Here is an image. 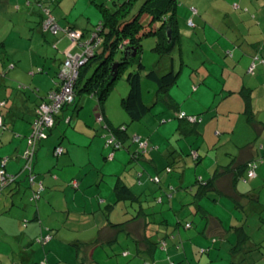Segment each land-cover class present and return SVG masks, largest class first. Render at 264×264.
<instances>
[{"label":"crops","instance_id":"0c3cea01","mask_svg":"<svg viewBox=\"0 0 264 264\" xmlns=\"http://www.w3.org/2000/svg\"><path fill=\"white\" fill-rule=\"evenodd\" d=\"M34 1L35 4H33ZM42 1L44 2L45 0ZM239 1L244 4V0ZM248 1L249 3L245 4L246 7L242 8L248 16L245 22H232V31H229L228 23L222 22V26H224L222 29L224 31L223 35L218 28L222 38H219L217 43L221 44L220 48H225V56L231 62L226 63V65L224 64L217 75L219 76L217 79L219 82L216 86L220 87L213 89L215 96L213 103L208 104V101L204 98L206 94L208 95L209 89L213 88L212 83H209L207 79L208 73L205 74L206 77L200 76L203 84L207 83V86L197 87L194 84L192 89H188L189 85H187L182 94L179 90H176L178 92H171L172 87L178 83L183 71V65L181 64L178 70L171 69L176 71L177 74L179 73L177 82L169 90L171 98L177 104L176 107H172L165 102L159 105L161 100H158L157 94L152 103H147L144 98L142 80L143 100L150 108L141 119L136 121H131L130 119V123L126 121L117 124L119 121L111 115L108 106H105L103 110L110 124L115 126L123 124V126H127L129 136L132 137L134 134H138L144 140L148 139L149 146L147 150L142 149L139 151V146L128 138L123 147L115 149L114 155L110 159L107 155H102L105 152V148H101L105 143L103 139L109 133L104 129H97L96 136L98 134L101 135L99 139L95 140L99 143L100 156L88 151V161L84 160L81 163H77L76 159L73 158V162L70 163L64 157L63 159H66L64 162H67V166L60 165L61 158L56 160L51 157V150L48 148L50 142H53V151L57 146H62L64 148L63 154L72 155L75 154V150L69 144L65 145L63 143L66 135L65 131L60 130L61 134L57 135L55 130H53L52 135L39 143V147L43 146V142L47 144V151L42 159L43 162L39 164L37 161L35 167L36 171L40 174L39 176L43 185L40 199L38 200L40 206L37 205L36 208L31 207V210L30 206L33 203H29L28 200L38 184L34 188L31 187L26 179L21 178L23 176L19 177V180L15 182L5 183L7 185L4 187V184H0V264H41L40 261H43L42 264H44L45 259H47L48 264H172L176 262V256H182L181 262H186V258H189L186 244H192L193 241L182 242L181 239L178 240L176 245L182 253H172L171 244H168V240L173 237V241L176 240V237L173 236L174 233L171 232V229L172 231L176 229V221L172 223L171 220L172 218L174 220L175 216V219L177 218L176 220L180 222L181 218L177 217L179 215V213H176L177 209L173 210L174 214L171 218V209L173 207L166 208L164 206L167 205L166 200L175 203V197L179 198L177 202L181 206L188 203V201L185 202L183 200L184 198H188V196H183L184 194L180 192L176 194L171 192L175 191V185H181L182 189L188 188L185 190V193L188 191L194 192L198 187L197 184L195 185V182L185 183L186 172H181L179 169L182 165L185 168L195 165L193 172L196 180L197 178L203 180L211 177L216 170L222 169V166H229L231 169L237 170L238 166L251 160H257V162L255 161L257 164L255 176L248 177L247 170H245L243 176L234 184V190L232 183L233 174L229 172V170H232L227 169L226 173L218 179L220 191H212L215 193V197L209 196L215 203L222 201L219 197L226 198L234 204L235 209L240 211H243L245 205L254 203L257 204L256 209H260L261 206L264 208V200L262 199L260 190L256 191L255 187L242 188L241 184L242 181L256 180L260 176L264 181V98L263 100L260 99V97H264V0ZM15 2L19 4L18 0ZM28 2L30 3H28L29 5L33 6L30 7V10L39 18L41 25L42 18L38 15L40 14L39 7L42 4L38 3V5L37 0H32V2L28 0ZM235 6L238 7L239 5L235 4ZM215 10H221L217 12L224 14V10L220 8ZM70 15H68V23L62 26H74L73 29L83 33V30H85L81 28L83 25L71 23L69 20ZM185 16H188V12H185ZM88 21L92 22L91 18H88ZM200 23H204V25L208 24L201 22V18L199 17L197 24ZM44 33L49 32L46 31ZM45 37L48 39V34ZM235 42L237 43L232 46V43ZM244 43H247V46ZM59 44L63 45L64 48L69 44L71 46L66 37L61 38ZM239 44L243 45L239 46ZM76 48L75 46L71 47V52ZM82 50H77L75 53H80ZM62 62L60 60L58 67H61ZM249 66V70L246 71V67ZM206 70L209 71L210 69ZM47 74L50 76L49 71ZM224 75L225 77H223ZM54 79L55 75L51 73V80ZM221 79L223 81L220 82ZM54 81L56 83L57 80ZM0 87H3L4 91L8 92L6 98V104L9 106L7 107V115H11V119L14 122L16 121L15 119H23L31 121V124L35 118L36 107L44 101L49 92L41 95L42 90L40 86H36L32 92L27 91L26 88L22 92L16 88L10 89L12 86L7 81H4L3 77L0 78ZM36 91L40 93H35ZM255 92L258 95L255 96ZM20 93H22V96L19 95ZM218 93H220V99L216 102ZM229 95L233 98H228ZM2 99L4 100L5 98L0 96V100ZM79 103L70 104L67 110H62L58 114L59 120L56 125L58 129H61L66 120L72 122L76 111L74 108L77 107L78 111L81 107ZM182 114L196 117V120L188 119L193 124L185 123V127L179 130L180 119L178 117H182ZM63 118L64 122L62 121ZM169 124L172 126H169ZM241 129L247 134L242 132ZM14 132H16V135L21 134L16 130ZM26 134H28L27 130L24 135L26 136L25 147L22 150L20 148L21 151L19 150L21 156L27 147L29 135ZM4 135L5 133L2 135L3 138ZM187 147L189 150L186 151L192 156L194 162L189 160L186 164L184 163V154ZM118 149H122V152H116ZM110 152L111 150H109ZM118 154L120 158L117 157ZM3 155L8 157L6 164L7 171L10 173L19 172L23 163L20 155H14L11 152ZM3 155H0V158ZM13 156H16L17 159L14 160ZM39 157L38 153L37 159ZM11 159L13 160L11 161ZM106 160L110 162L105 163ZM119 178L122 179L123 183L129 185L138 197L119 200L115 191V184ZM263 181L262 185L264 184ZM195 193H191L193 194L191 202L196 201L198 203L201 200L195 197ZM252 193H254V198H251ZM234 195H237L238 202L234 199ZM26 197L28 203L25 201ZM61 197L65 202H59L55 205V200ZM158 197L161 198V203L158 201ZM69 200H75L76 202L84 201L90 209L77 213L70 209ZM120 202H123V204L128 203V205H124L122 208L119 205ZM183 202L184 204H182ZM54 205L56 209H59L55 213L66 211L68 217L62 221L58 219L55 224H46L42 213L53 208ZM156 205H158V209L155 208ZM168 205L170 204L168 203ZM128 206L134 208L135 214L129 211L130 207ZM42 207L44 211H42ZM159 209L163 210V212L166 210L168 213L170 210L168 216L163 215L160 220L162 221L166 218V225L159 224L160 221H157L158 216L156 214ZM205 209L208 214L205 216L204 211L201 212V219H203L202 222L206 223L204 233L207 237L210 236L212 240L217 242V237L223 240L229 231H234L233 227H236L234 221H231L232 223L229 226L224 215L206 206ZM30 210L31 212H29ZM114 211L120 213L119 218H121V214H123V217L116 221L112 217ZM261 214L263 215V212ZM135 217L136 219L133 220ZM70 219L72 221L68 223V227L66 228L71 229L74 227L73 230H76L78 232L77 236H79L78 239L68 243H72V245H68L67 247L73 249V254L65 256L64 246L57 245L55 239H52V237H50L52 240L48 246L50 253L47 252L44 246L50 239L41 244L35 240L37 236L45 235L44 232L47 228L55 231V233L58 232V229L65 228L63 224ZM29 220L37 221L29 223ZM110 221L115 223L123 222V226L114 229L109 225ZM259 222L261 224L258 230L264 233V218L260 217ZM43 224L45 225L44 228ZM237 226H241L245 233L250 236V240L245 245L235 249V251L243 252L244 255H242L241 260L250 257V264H254L257 261V257L264 258V252H262L264 250V234L263 238L257 239L246 230V222ZM90 229L96 232L94 239L81 237L80 233L82 231ZM156 229H165L171 232V236L173 237H168L166 241H162V245L160 241L154 251H151L148 245L146 246L143 243L139 245L138 239H142L145 234ZM123 232L135 240V247L131 252L123 249L122 246H117ZM235 237V239H230L231 243L234 242V245L237 243V234ZM155 240L158 239L156 238ZM73 244L76 246L74 247ZM172 245H174L173 242ZM216 245L217 247H221V245ZM105 247L109 248V252L105 250ZM97 248L101 249V258L96 257ZM210 249L211 247L204 249V251L206 250L205 252L211 258L212 250ZM253 251L259 252V255H252ZM104 252L105 259L102 258ZM117 252L118 254L122 252L123 257L119 260L120 263L116 262L117 258L115 256ZM245 253L248 254L246 255Z\"/></svg>","mask_w":264,"mask_h":264},{"label":"rangeland","instance_id":"374dc122","mask_svg":"<svg viewBox=\"0 0 264 264\" xmlns=\"http://www.w3.org/2000/svg\"><path fill=\"white\" fill-rule=\"evenodd\" d=\"M3 0H0V76L3 77L4 81H7L12 87L10 89L16 88L19 91H23L24 88H26L27 91H34V88L36 86H40L42 93L41 95H44V93H47L48 91H53L56 88V83L54 80H57L59 77V71L62 69V65L64 61L67 59V56L69 57L70 54L73 56H85L84 58L85 63L89 61V59H92L95 53V49L99 46L95 44L98 42V37L93 40L92 43H88L91 36H93L92 31H95L96 28L100 29L99 20L101 18L100 13L98 11V7L93 3L90 2V0H59V3L61 5L59 6L58 1L55 0L54 4L55 7H52L53 13L58 19V22L61 26H59V30L56 32L45 30L43 25H40L39 18L30 10V7H33L29 5L30 3L28 0H18L19 4H17L15 1L17 0H6V2L2 3ZM98 2H103L105 5H107L110 8H114L115 3H121L125 0H97ZM178 7H177V13L179 17V25H180V33L181 38L178 44L173 49V52L171 54L161 56L158 53H156L153 50V45L155 44V37L154 36H148L145 37L142 41L143 45V51L141 53L142 61L146 65L144 69L145 74L150 69H156L160 74L166 73L170 71L171 69L178 70L183 65V71L179 77L178 83H176L172 88V93L178 92L176 90H179L181 92L185 89L187 85L188 89H192V87H203L207 86L206 84H203V80L200 79V76H205L206 73L209 75L207 76V79L209 83H212L211 89L208 91V95L204 98H206V101H208V104H211L215 101V96L213 94L214 88H219L220 86L217 83V79L219 76H217L222 66L226 63H230V59H227L225 56V48H220L221 44L217 43L219 38H222L220 35V32L218 28L221 30L222 35L224 34V31L222 30L224 26H222V22L228 23L229 31H232L231 25H233L232 22H245V20L248 18L247 13L243 11L242 8H245V4L249 3L248 0H244V4L241 3L239 0H177ZM29 3V4H28ZM140 2L135 6L134 11L136 12L140 7ZM241 3V4H240ZM35 4V2H33ZM58 4V5H57ZM235 4H238L239 6H235ZM48 5V4H47ZM52 5V3H51ZM37 7V6H36ZM196 8V11L193 9ZM214 8V9H213ZM222 9L224 10V14H221V10H215V9ZM198 10V12H197ZM185 12H188V16H185ZM69 20L74 22L75 24H81L83 25V29L87 30V33L85 35H80V31H74L76 32V35H79V39H74L69 37V35L66 33V31L63 29L62 25H65L68 23V15ZM245 14V15H244ZM145 17V16H144ZM199 17L201 18V22L208 23L207 25L203 24H197L199 22ZM88 18H91L92 22L88 21ZM150 18H144L145 22H149ZM190 22H194L193 24H190ZM98 24V25H97ZM197 24V25H196ZM53 25V24H52ZM227 28V27H226ZM228 29V28H227ZM42 30V31H41ZM48 31L49 33H44ZM91 33V35H90ZM48 34V39L45 37ZM51 34V35H50ZM90 35V36H89ZM96 35V34H95ZM94 35V36H95ZM226 35V34H225ZM66 37L70 44L67 45V47H63V45L59 44V41L61 38ZM53 38V39H52ZM95 38V37H94ZM230 39V38H229ZM50 40V41H49ZM127 41H124L126 43ZM235 43H232V46ZM88 45L90 48H92V51L86 50V46ZM243 44H239L241 46ZM245 46H247V43H244ZM77 47L75 50L71 52V47ZM84 46V49L82 50ZM227 47V46H225ZM77 50H82L80 53H75ZM85 51L88 52V54L85 53ZM122 57V53L118 52L116 56V62L120 61ZM64 58V59H63ZM236 59V58H235ZM62 60L61 67H58V63ZM59 61V62H58ZM235 61V60H234ZM205 63V64H204ZM252 64V63H251ZM232 65V64H231ZM128 67L124 69L123 74L121 77H119L115 85L113 87V90L108 98V100L105 102V106H108L111 115L116 117V119L119 121L118 123L129 122L130 118L128 114L124 111V106L122 105V98L127 96L129 90V85L126 81L127 73L134 70L136 67L135 65H127ZM210 69L207 71L206 69ZM249 67H246V71L249 70ZM147 69V70H146ZM197 71H196V70ZM146 70V71H145ZM50 72V76L47 74V72ZM51 73L55 75V79L51 80ZM246 74V73H245ZM206 77V76H205ZM204 77V78H205ZM225 77V75L223 76ZM223 79V78H222ZM220 80L223 81V80ZM14 86V87H13ZM38 89V88H37ZM158 90V84L149 79L148 77L143 76V93L144 98L147 103H152L154 101V97L157 94ZM10 92V91H9ZM18 92V91H17ZM48 92V93H49ZM35 93H40L36 91ZM48 93L46 97L48 96ZM125 93V94H124ZM227 94V93H226ZM8 92L4 91L3 87H0V96L1 97H7ZM22 96V93L19 94ZM40 95V94H39ZM255 96L258 95L257 92L254 94ZM45 97V99H46ZM76 97V94H75ZM82 98V99H81ZM81 99V106L78 111H75V114L72 118V122H69L66 120L62 126L61 129H58V126L55 127L53 130H55L57 135H60V130L65 131V138L63 143L65 145H70L73 150H75V154H62L60 156H55L53 151V142L48 145L51 150V157L57 159L61 158V161L59 162L60 165L67 166V162H64L66 159H63L64 157L67 158V160L72 163L73 158H75L77 163H81L88 161V151L92 152V154H97L100 156L101 150L99 148V143L95 140L99 139L101 137L100 134L96 136L97 129L99 130H105L109 133V130L107 129L109 120L106 117V113L104 114L102 112V109L98 106V99L97 97L93 95H84ZM228 98H233L230 95ZM264 97H260V99L263 100ZM44 99V100H45ZM220 99V93L217 94L216 102ZM162 101L159 103L161 104ZM158 105V106H159ZM157 106V107H158ZM169 110V109H168ZM70 112V111H69ZM11 115L5 116V126L4 128H0V155H3L5 153H13L14 155H20L19 150L21 148L25 147V141L26 136L25 131H28V134H31L30 127H32L31 121L29 120H23V119H15L14 122L13 119H11ZM176 120V119H175ZM64 122V119L62 120ZM123 125V124H121ZM169 126H172L169 124ZM251 126V125H250ZM65 127V128H64ZM64 128V129H63ZM16 130L17 132L21 133L20 135H16L14 132ZM242 132L243 129H241ZM253 130V129H252ZM5 133L4 138L2 135ZM246 133V132H244ZM247 134V133H246ZM254 134V131H253ZM52 135V134H51ZM20 136V137H19ZM19 138V139H18ZM104 138V137H103ZM106 139V138H105ZM105 139L103 141L105 142ZM24 140V141H23ZM137 145L138 143L135 142ZM43 146L38 148V152L40 157L38 158V163L41 164L43 162V157L46 149V143L43 142ZM101 148H105V152L102 155L109 156V150L112 151L110 147H106L105 143L104 146L102 145ZM20 150V151H21ZM186 150H189L187 147L185 149V160L184 163L187 164V161L194 162L192 159V156L187 152ZM116 152H122V149L116 150ZM187 152V153H186ZM120 154V153H119ZM117 155L118 158H120V155ZM6 157V156H2ZM94 157V156H93ZM13 159L16 160L17 157L13 156ZM11 159V161L13 160ZM1 164L5 162L0 159ZM22 161V158H21ZM99 161V159H98ZM110 162L108 160L105 161ZM99 163V162H98ZM103 163V162H100ZM118 163V161H116ZM195 166V165H194ZM194 166H188V168H185L184 165L180 166L179 169L181 172H186L185 183H194L196 181V176L193 172ZM107 168V166H106ZM105 168V169H106ZM59 172V170H58ZM175 175H177L176 172H174ZM21 176H24L26 179V173L23 172ZM112 178V177H110ZM262 177L256 178V180L251 179L248 181H242V188H251L255 187V190H260L262 199L264 200V184L262 185ZM264 182V181H263ZM196 185V183H195ZM176 189L175 191H171L173 194L176 193H183V196H188V198H184L183 200L185 202L188 201L186 205L181 206L177 201L179 198H174V202H169L166 200L167 205H164L166 208L173 207L171 209V218L174 214V209H177L176 213H179L177 217L181 218V224L178 223V221L172 218V223H175L176 221V229H174L171 232H173V236L176 237V240L173 241V238H170L168 240V244H171V250L172 253H182L180 249L177 248L176 242L178 240H182V242H189L190 240L193 241L192 244H186V248L189 253V258H186V262H181L180 257H175L176 264H250L251 258L247 257L244 260L242 259L243 252L241 251H235L233 249L234 242L231 243L230 239H235L236 233L232 230L227 233V236L221 240L220 237H217V242L215 240H212L210 236H206L204 233V226L206 223L202 222L203 219H201V210L198 212V214L195 212L197 205L191 202V199L193 197V194L196 192L188 191L185 193L186 189H182L181 185H175ZM41 190L43 187L40 188ZM39 189V190H40ZM59 191V190H58ZM169 192V193H171ZM259 192V193H260ZM209 195L215 197V193L209 192ZM62 198V197H61ZM55 200V205L59 202H65V200L62 199ZM222 199L221 202H214V200L205 197L203 200L200 199V203L205 207H209L213 211H217L220 214L224 215L226 217V221L231 225V221H234L235 225H242V223L246 222V230L250 232L252 235H254L255 238L260 239L263 238V234L259 232L258 227L261 224L259 222L260 217L264 218V208L262 206V210L259 208L256 209L257 204H247L245 205L243 211H240L238 209H235L234 204L223 197H219ZM29 200V199H28ZM25 201H27V197L25 198ZM30 203V200H29ZM168 203L170 205H168ZM191 203V204H189ZM69 207L71 210H74L75 212H85L86 210L90 209V207L86 206V202L84 201H78L76 202L69 200ZM160 204V203H159ZM184 204V202L182 203ZM40 206V202L38 201L36 204H32L30 206V209L36 208V206ZM55 205L53 208L49 209L48 211H44V208L42 207V215H44V222L46 224H55L57 223L58 219L62 221L64 218L68 217L66 214V211H61L60 213L56 212ZM121 207L123 208L124 205H128V203L123 204V202H120ZM160 206V205H159ZM32 207V208H31ZM129 211L133 214L136 212L134 208L131 206H128ZM158 205H156L155 208H157ZM158 209V208H157ZM31 210L29 212H31ZM124 210V209H123ZM150 212H153L152 210H149ZM257 211V213H256ZM261 211V212H259ZM158 213L156 216H158L157 221L159 222L163 215H167L169 213L168 211L159 209L157 211ZM263 212V215L261 214ZM65 213V214H64ZM54 214V215H53ZM120 213L117 211L112 213L113 219L116 221L120 220L123 217V214H121V218H119ZM240 218V220H238ZM39 220V219H38ZM37 220L32 221L29 220V223H35ZM72 221L71 219L67 222H65L64 227L58 229L55 233V231L50 230L47 228L45 230V235H51L52 239H55V242L57 245L64 246V255H71L74 253L73 249L68 248V244L70 241H73L75 239H78L79 236L78 232L76 230H73L74 227L71 229H67L68 223ZM189 222L191 224L190 227L185 226V222ZM27 222V221H26ZM61 224V223H60ZM45 225L43 224V228ZM59 227V226H58ZM43 235V234H42ZM81 237H85L86 239H94L96 236V232L93 229L90 230H84L80 233ZM179 238V239H178ZM50 239L47 243H45V249L48 251V246ZM90 241V240H87ZM172 242L174 245H172ZM41 244V242H39ZM218 244L221 247H217ZM122 246L123 249L132 251L135 247V240L127 235V233L123 232L121 234L120 242L117 244V246ZM216 245V246H215ZM75 247L76 245L73 244ZM211 247L210 250H212V257L208 255L207 252L204 251V249H207ZM202 248V249H201ZM183 249V248H182ZM105 250L109 252V248L105 247ZM119 250V249H118ZM59 251V248H58ZM184 252V251H183ZM264 252V250L262 251ZM50 253V252H49ZM52 254V253H51ZM246 255L248 253H245ZM53 255V254H52ZM180 255V254H177ZM185 256V254L183 253ZM252 255H259V252L253 251ZM96 257L101 258V249L97 248ZM122 252L118 254L116 253L115 258L116 262L120 263L119 260L122 258ZM102 258L105 259V252L102 255ZM185 258V257H184ZM257 261L254 262V264H263L264 258L257 257ZM41 264L43 261H40ZM172 263V264H175ZM44 264H48L47 259L44 260ZM68 264V263H66ZM102 264V263H101Z\"/></svg>","mask_w":264,"mask_h":264},{"label":"trees","instance_id":"16d2710c","mask_svg":"<svg viewBox=\"0 0 264 264\" xmlns=\"http://www.w3.org/2000/svg\"><path fill=\"white\" fill-rule=\"evenodd\" d=\"M54 1L55 0H45L43 2L42 0H37V4L38 3L42 4V6L40 5L41 7H39L40 14L38 15L40 18H42L41 26L43 25L44 18L47 17L46 9L49 8L51 12H53L52 7L56 6L54 4ZM57 1L60 6L61 3H59V0ZM4 2H6V0L2 1V3ZM90 2H93L98 7V11L101 16L100 22L98 23L101 26L100 29L96 28L95 31H92V33L93 32L97 33L96 37H98V35L100 34V36L98 37V40L100 41L97 44L99 46L95 49L93 58L89 59V61L84 63L79 69V75L74 84V92L76 94V97L74 102L71 104L74 105L75 103L78 104V102L81 103V99H82L81 97L84 95L87 94L93 95L97 97L99 107L103 111L105 108V102L108 100L116 80L119 77H121L124 69L128 67L127 65H133V66L135 65L136 68L127 73L126 81L129 85V92L126 97L122 98V102H121L122 105L124 106V110L130 116L131 121H136L141 119L148 112L150 108L143 100V94H142L143 76L148 77L149 79L155 81L158 84V90H157L158 100H161L162 102H165L172 107L174 106L176 107L177 104L171 98L169 90L171 86H173L177 82L179 73L177 74L176 71L171 70L169 72L160 74L156 69H150L145 74H142L144 73V69L146 66L142 61L141 53L143 51L142 41L145 37L148 36L155 37L156 41L152 48L159 55L165 56L173 52L174 47L176 46V44L179 43L181 38L180 37L181 34L179 31V17L177 13V7H178L177 0H141L140 7L136 12L134 11V8L140 2V0H125L121 3H115L113 9L105 5V3L98 2L97 0H90ZM144 16L146 18H150L149 22L144 21L145 18ZM72 28H74V26H69L68 29H72ZM85 33H87L86 29L83 30L84 35ZM124 41L127 42L124 43ZM127 48L128 51L125 54V50ZM118 52L122 53V57L120 61H118L119 63L116 71L113 72L112 64L116 62V56ZM135 53L136 55H134ZM1 77L2 76H0V78ZM59 84H60V79L58 77L56 81V89L59 87ZM3 98L5 99L0 100V103L5 102L4 105H0V112L3 116V124H4L1 128H4L5 126L6 111H7V107H9L8 104H6L7 97H3ZM69 105L70 104H66L58 112V114L62 110H67V107ZM74 109L77 111V107H75ZM103 113L105 114V111H103ZM58 114L55 117L54 125L45 130L46 132H48L49 136L51 135L53 129L58 123L59 120ZM35 115H36V110H35ZM178 118L180 119L179 130H182L185 127V123L193 124L192 122L188 121L187 115ZM34 121L35 118L33 122ZM107 127H108L107 129L109 130V134L108 136H106L105 144L108 143L109 138L114 137L116 143L119 145L120 148L124 146L128 138L132 140V137L129 136V134L127 133V126H123V125L115 126L109 123ZM31 133H32V127H31ZM44 140L46 139H41V140L39 139L35 142V147H34L35 154L32 156V158L29 161V159L24 157V154L28 149V145H29L28 144L29 137H28L27 147L25 148L21 156L23 163L21 165L20 171L17 173H10L7 171L6 169V164L8 161L7 156L0 158L2 159L3 162H5L4 165V163L1 164L0 161V170H4L5 174L7 173L13 176V178L11 179L12 181L3 182V180L0 179V184L1 185L4 184L3 187L7 185V184L5 185V183L15 182L19 180L18 178L23 172L26 173V180L30 183L31 187L34 188L35 185L38 184V186L36 187V189L33 190L29 198L30 202L33 204H36V202L40 199V194H41L40 188L43 186L41 178L39 176L40 174L36 171L35 167L38 160L37 150L40 145L39 143ZM113 147H111V149L115 150L116 147L114 149ZM140 150L142 149L139 148V151ZM54 154L55 156H60L63 153L57 154L55 149ZM255 161L257 162V160L248 161L243 165L238 166L237 170L231 169L229 166H222L223 167L222 169L220 168L219 170H216L215 173H213V175L207 179L199 180L197 178L195 183L198 185V187L195 193V197L200 199H202L203 197L212 199L209 196V192L220 191L218 186V179L221 178V176L226 173L227 169L232 170V171L229 170V172H232L233 174L232 183H233V188L235 190L234 184L239 180L241 176H243L245 170H247V176H248V170L250 167L249 163ZM256 169L257 166L255 168V171ZM21 178L25 179L24 176ZM187 189L188 188H186V190ZM115 191L119 197V200L133 199L138 197L131 190V187L129 185L123 183L121 178H119L115 184ZM37 194L39 195L37 196ZM233 197L237 202L239 201L237 195L236 196L234 195ZM254 197H255L254 193H252L251 198ZM157 199L160 203L162 202L160 197H158ZM192 203L197 205V208L195 210L196 213H198L201 210V212L204 211L203 213L205 216L208 214L207 210L200 202L196 203V201H194ZM135 219L136 217L133 220ZM165 223H167L166 218H164V220L159 222V224H163V225H166ZM178 223L181 224V221ZM109 225L114 229H117L118 227L123 226V222L115 223L110 221ZM185 226L190 227L191 224L189 222H186ZM233 228H234V232L238 236L237 243L233 246V249H238L239 246L245 245V243H247L250 240V236L247 233H245V231L241 226H236ZM171 235L172 233L166 231L165 229H158V230L156 229L150 231L148 234H145L142 237V239H138L137 242L139 243V245L143 243L146 246L147 245L150 246L151 251H154L155 248L159 245L160 241L162 245V241H166L168 237H171ZM46 236L51 237V235H40L37 236L35 240L37 242L44 243ZM156 238L158 240H155Z\"/></svg>","mask_w":264,"mask_h":264},{"label":"built area","instance_id":"2783aa9c","mask_svg":"<svg viewBox=\"0 0 264 264\" xmlns=\"http://www.w3.org/2000/svg\"><path fill=\"white\" fill-rule=\"evenodd\" d=\"M196 11V8L193 9ZM46 14L47 17L43 21V27L45 30L49 31H54L56 32L59 30V24L57 23V20L55 16L52 14L51 10L48 8L46 9ZM53 24V25H52ZM190 24H193V22H190ZM66 33L69 35V37L74 38V39H79V35H76L77 30L74 29H68V28H63ZM79 32V31H77ZM82 35V33H79ZM93 34H96L95 37L97 36V33L94 32ZM100 41V40H99ZM98 41V42H99ZM97 42V43H98ZM86 46V50L92 51V48H90L88 45ZM84 49V48H83ZM85 51L86 54L88 52ZM93 52V51H92ZM85 56H73L70 54V56H67V59L64 61L62 65V69L59 71V79H60V84L59 87L54 89L53 91H50L48 93V96L46 99L37 106L36 108V115H35V121L32 124V133L29 136V141H28V149L26 150L24 157L29 159L32 158V156L35 154V142L37 140L41 139H46L49 134L45 130L47 128H50L51 126L54 125L55 123V117L58 114V112L66 105V104H71L75 100V92H74V84L78 78L79 75V69L80 67L85 63ZM5 102H1L0 105H4ZM185 114H182V117H184ZM188 119L190 120H196V117H190L188 116ZM3 116L0 112V128L3 126ZM132 140L134 142H137L139 145L140 149H146L149 145L148 140L142 139L138 134H134L132 136ZM116 143L115 138L111 137L108 139V143L106 144L107 147H113V145ZM119 148V145L116 143L113 147L114 148ZM115 148V149H116ZM64 148L62 146H57L56 147V153L61 154L63 153ZM114 151L112 150L109 153L108 158H112L114 155ZM249 170H248V177H253L256 174L255 168H256V163L255 162H250L249 163ZM170 169V168H168ZM13 176L9 174H5L4 170H0V179L3 180V182L7 181H12L11 179ZM157 179V178H156ZM39 194H37L38 196ZM50 239V236L45 237V242Z\"/></svg>","mask_w":264,"mask_h":264},{"label":"water","instance_id":"95a60500","mask_svg":"<svg viewBox=\"0 0 264 264\" xmlns=\"http://www.w3.org/2000/svg\"><path fill=\"white\" fill-rule=\"evenodd\" d=\"M94 33V32H93ZM82 35H83V33H82ZM95 34H93V36H91V38H90V40H89V42L88 43H92L93 42V40L95 39L94 36ZM95 44H97V43H95ZM127 51H128V48L125 50V54L127 53ZM134 55H136V53L134 54ZM118 63L119 62H114L113 64H112V69H113V72H115L116 71V69H117V67H118ZM49 137V136H48ZM47 137V138H48ZM46 138V139H47Z\"/></svg>","mask_w":264,"mask_h":264},{"label":"clouds","instance_id":"9594fccd","mask_svg":"<svg viewBox=\"0 0 264 264\" xmlns=\"http://www.w3.org/2000/svg\"><path fill=\"white\" fill-rule=\"evenodd\" d=\"M52 14H53V12H52ZM54 15V14H53ZM57 20V19H56ZM57 23H58V21H57ZM59 24V23H58ZM60 25V24H59ZM61 26V25H60ZM63 28H69V27H63ZM73 29V28H72ZM75 30V29H74ZM82 33V32H81Z\"/></svg>","mask_w":264,"mask_h":264}]
</instances>
